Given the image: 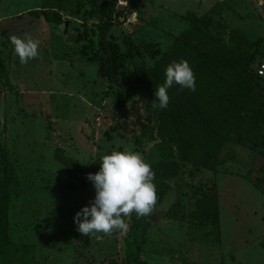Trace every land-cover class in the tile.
<instances>
[{
	"label": "rangeland",
	"instance_id": "rangeland-1",
	"mask_svg": "<svg viewBox=\"0 0 264 264\" xmlns=\"http://www.w3.org/2000/svg\"><path fill=\"white\" fill-rule=\"evenodd\" d=\"M72 1L58 10L68 22L62 34L59 24L28 15L42 8V0H0V59L12 86L0 84V149L13 167L0 264H100L117 255L114 232L88 237L74 222L95 197L87 174L99 171L103 155L135 147L110 131L117 88L101 76L95 59L79 53L87 39L96 48L99 22L91 2ZM125 2L133 25L111 23L105 40L139 78L190 29L189 16H209L215 42L206 50L218 58L243 56L246 41L257 50L251 70L264 60V15L248 0ZM26 34L40 40V55L21 64L9 37ZM253 97L264 115V82ZM236 120L212 124V169L192 162L175 167L172 173L178 170L184 184L175 185L172 203L150 215L144 264H233L229 256L264 264V158L235 140L251 136V128ZM3 174L0 163V180Z\"/></svg>",
	"mask_w": 264,
	"mask_h": 264
},
{
	"label": "trees",
	"instance_id": "trees-1",
	"mask_svg": "<svg viewBox=\"0 0 264 264\" xmlns=\"http://www.w3.org/2000/svg\"><path fill=\"white\" fill-rule=\"evenodd\" d=\"M50 2L47 4L46 0H42V8L31 10L28 15H40L45 22L60 25L62 20L58 10H63L73 1ZM90 2V12L99 22L96 48L93 49L92 42L87 39L79 53L91 60L95 59L101 76L117 88L110 131L129 141L135 147L132 151L140 153L151 165L155 172L154 183L158 193L156 209L163 204L172 203L175 185L184 184L178 170L172 173L177 164L179 168L182 162H192L209 169L214 167L212 124L217 118L237 119L247 124L245 129L247 130V126L251 128V136L236 137L235 140L264 158V115H261L262 110L255 107L253 100L258 82L264 80L251 70V62L257 51L255 47L250 48L243 41V56L236 60L218 58L206 50L207 46H213L215 42V37L207 31L209 16H189L190 29L173 40L172 47L160 56L153 68L144 70L142 79L125 68L120 56L105 40L111 25L114 2L112 5L95 0ZM180 60H187L195 73V91H181L179 85H173L168 89V107L153 108L154 92L165 81L166 66L172 61ZM195 62L200 67L198 73ZM7 74L4 60L0 59V84L12 89ZM227 134L233 135L231 132ZM63 160L67 166L72 167L71 160ZM0 163L4 172L0 180L1 249L6 241L8 186L13 180V167L3 149H0ZM197 213L203 215L200 210ZM215 217L213 213L211 222L215 221ZM125 220L128 224L127 230L114 231L117 255L106 256L100 264H144L141 254L146 243L147 230L153 223L152 219L150 216L137 218L133 213ZM202 222L206 223V220ZM229 259L233 264H243L231 256Z\"/></svg>",
	"mask_w": 264,
	"mask_h": 264
},
{
	"label": "clouds",
	"instance_id": "clouds-1",
	"mask_svg": "<svg viewBox=\"0 0 264 264\" xmlns=\"http://www.w3.org/2000/svg\"><path fill=\"white\" fill-rule=\"evenodd\" d=\"M9 40L21 64L39 57V39L26 34L24 38L11 35ZM173 85H179L181 91H195V73L187 60L172 61L166 66L165 81L154 92L153 108L168 107V89ZM87 179L93 184L95 197L74 216L82 235L102 239L99 234L124 232L128 228L125 218L133 213L137 218L149 217L156 209L155 172L138 152L113 150L103 155L99 171L87 174Z\"/></svg>",
	"mask_w": 264,
	"mask_h": 264
},
{
	"label": "built area",
	"instance_id": "built-area-1",
	"mask_svg": "<svg viewBox=\"0 0 264 264\" xmlns=\"http://www.w3.org/2000/svg\"><path fill=\"white\" fill-rule=\"evenodd\" d=\"M221 1V0H218ZM257 11L264 15V0H248ZM133 14H127V6L125 0H114V8L111 14V23L117 22L122 26L133 25ZM254 73L264 80V60H262L255 68Z\"/></svg>",
	"mask_w": 264,
	"mask_h": 264
},
{
	"label": "water",
	"instance_id": "water-1",
	"mask_svg": "<svg viewBox=\"0 0 264 264\" xmlns=\"http://www.w3.org/2000/svg\"><path fill=\"white\" fill-rule=\"evenodd\" d=\"M67 25H68V22L66 20H62L61 24L59 25V30L62 34L65 33Z\"/></svg>",
	"mask_w": 264,
	"mask_h": 264
}]
</instances>
